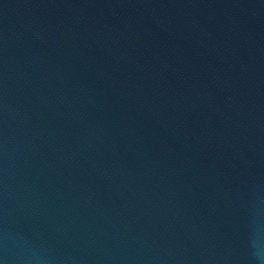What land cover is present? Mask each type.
Wrapping results in <instances>:
<instances>
[{
  "label": "water",
  "instance_id": "water-1",
  "mask_svg": "<svg viewBox=\"0 0 264 264\" xmlns=\"http://www.w3.org/2000/svg\"><path fill=\"white\" fill-rule=\"evenodd\" d=\"M0 264H264V0H0Z\"/></svg>",
  "mask_w": 264,
  "mask_h": 264
}]
</instances>
